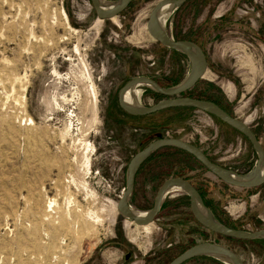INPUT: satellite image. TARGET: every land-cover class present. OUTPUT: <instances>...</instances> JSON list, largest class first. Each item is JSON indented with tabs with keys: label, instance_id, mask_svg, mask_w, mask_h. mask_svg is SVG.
I'll return each instance as SVG.
<instances>
[{
	"label": "rangeland",
	"instance_id": "374dc122",
	"mask_svg": "<svg viewBox=\"0 0 264 264\" xmlns=\"http://www.w3.org/2000/svg\"><path fill=\"white\" fill-rule=\"evenodd\" d=\"M158 1L134 0L114 22L100 19L91 0H0V264H167L183 251L174 246L205 241L233 249L245 264H264V247L199 224L182 191L166 194L167 205L149 225L117 209L131 159L157 131L199 146L237 173L258 160L248 139L201 110L135 118L120 107L119 87L135 75L169 85L191 70L187 55H176L147 30ZM166 30L196 39L208 57V71L185 94L219 98L264 146V0H188ZM140 88L143 106L164 98ZM153 164L137 179L134 209L149 210L162 182L174 177H159ZM185 176L203 184L237 225L264 227V185H226L205 168ZM88 210L98 222L78 216ZM120 235L121 246L110 245ZM125 251L133 254L128 261Z\"/></svg>",
	"mask_w": 264,
	"mask_h": 264
},
{
	"label": "water",
	"instance_id": "95a60500",
	"mask_svg": "<svg viewBox=\"0 0 264 264\" xmlns=\"http://www.w3.org/2000/svg\"><path fill=\"white\" fill-rule=\"evenodd\" d=\"M133 1L134 0H118V4L116 6L109 10L102 11L99 5V0H91L95 12L100 19H111L119 15L122 11L129 7ZM187 1L188 0H159L151 9L146 27L149 34L166 48L179 50L185 55H187V53L184 49L193 50L197 58L196 70L187 76L181 83L172 87H163L155 79L147 76H138L133 78L124 84L120 89L118 96L119 105L128 114L133 116H146L166 108L176 106L193 107L195 109L201 110L220 119L244 135L252 145L258 159L264 162V146L262 145L254 130L248 125L246 120H241L237 116L230 115L227 111L222 109L214 102L184 95V93L192 89L208 71L209 64L207 54L198 43L192 40H176L175 38L170 37L168 34L166 35L161 33L155 26V16L160 8L168 3H174L176 7L179 8ZM188 57L190 58V56ZM135 85H146L155 92L164 96V98L153 105L143 106L141 108H131L125 103L124 96L128 89ZM164 146H174L186 150L192 154L202 165H204L206 169L230 186L239 188H256L264 184V174L260 177L245 179V177L248 175V172L241 174L218 165L217 163L210 160L203 149L199 146L187 142L181 138L161 137L153 140L146 147L137 152L130 161L127 171L126 186L117 202V209L123 216L128 218L130 221H133L137 225H148L154 222L156 216L160 212L167 189L172 184H178L186 190V194L188 195L190 201V210L194 218L206 229L224 237L236 238L240 240L264 239V227L253 231L232 229L221 223L215 216L208 217L206 214L202 213L197 206L198 199L201 204H204L200 194L189 180L182 177L167 178L159 187L155 197L154 205L148 210L147 216L144 218L137 216L135 209L130 204V197L135 188L137 172L149 156ZM214 253L224 254L230 259V261H232L233 264H245L241 256L233 249L211 241L200 242L192 245L168 264H184L191 259L203 256L213 257L219 260L213 256Z\"/></svg>",
	"mask_w": 264,
	"mask_h": 264
},
{
	"label": "trees",
	"instance_id": "16d2710c",
	"mask_svg": "<svg viewBox=\"0 0 264 264\" xmlns=\"http://www.w3.org/2000/svg\"><path fill=\"white\" fill-rule=\"evenodd\" d=\"M176 40H181V39H185V40H192L196 43H198V41L196 39H191V38H187V37H179L178 35H176L175 37ZM169 49V48H168ZM172 52H174L176 55H181V56H186L185 54H183L182 52H180L179 50H175V49H170ZM180 73L177 74L174 79L171 81V83L169 85H166L163 81H160V85L163 87H172L175 85H178L179 83H181L182 81L179 80L180 78ZM159 94V93H157ZM160 95V94H159ZM184 95H186L184 93ZM186 96H190V95H186ZM211 96V95H210ZM190 97H194V98H198V99H202V100H207V101H211L216 103L217 105H219L222 109H224L225 111H227L230 115L233 116V114L231 113V111L227 108V106H225L219 98L217 97H202V96H194L191 95ZM195 109L193 107H183V106H176V107H169L166 108L164 110L167 109ZM158 111L156 113H160L162 112ZM154 113V114H156ZM154 114H150V115H146V116H133L135 118H148L151 117ZM169 119V118H168ZM218 119V118H217ZM154 120V119H151ZM220 120V119H219ZM164 123L165 119L162 120ZM172 121V120H171ZM221 121V120H220ZM225 123V122H224ZM154 125V128H157L158 126H160V124L157 122ZM162 125H166L165 123ZM228 125V124H227ZM230 126V125H228ZM231 127V126H230ZM233 128V127H232ZM234 129V128H233ZM257 134V133H256ZM244 136V135H243ZM245 137V136H244ZM257 137L259 138L258 134ZM246 138V137H245ZM247 139V138H246ZM252 146V145H251ZM150 162V163H149ZM154 163V167L159 166L161 168V170L159 171V177L160 175L167 178L169 176H171L173 174V176H180L183 177L187 180H191L190 176H185L188 172L190 171H194L196 169L199 168H205L204 165H202L192 154H190L189 152H187L186 150H183L179 147H174V146H164L159 148L158 150H156L151 156H149L145 162L143 163V165L141 166V171H143L144 167L147 164H151ZM181 165L182 167H180V169L176 172H173L174 167ZM206 169V168H205ZM140 171V172H141ZM137 177H136V182H137ZM227 185V184H226ZM195 188L197 189L198 193L200 194L204 204L213 212V214L215 215V217L224 225H226L229 228L232 229H239V230H246L244 228H242L241 226L237 225V223L233 222L229 217L226 216L225 211L217 209L215 207V205L213 204L212 200L208 198V194H207V188L200 183H195L194 184ZM261 187V186H260ZM260 187H256V188H260ZM255 189V188H253ZM134 192V191H133ZM167 205V201H164L163 205H162V209ZM258 224H262L260 221L258 222ZM228 239H232V240H236L238 242H240L241 244H257L260 247H264V239H255V240H238L235 238H229ZM110 244L116 245L115 244V240L109 242ZM194 245V244H192ZM192 245H190L189 247H191ZM189 247H186V245H177L174 246V248H180V250L183 249L186 250ZM172 251L173 252V248H170L168 250V252ZM181 251V253L183 252ZM179 253V254H181ZM178 254V255H179ZM178 255L174 256L177 257ZM174 258H172L168 263H170ZM194 259H201L203 262L206 263L210 262L211 264H224L223 262L213 258V257H208V256H203V257H198V258H194ZM167 263V264H168Z\"/></svg>",
	"mask_w": 264,
	"mask_h": 264
},
{
	"label": "bare ground",
	"instance_id": "6f19581e",
	"mask_svg": "<svg viewBox=\"0 0 264 264\" xmlns=\"http://www.w3.org/2000/svg\"><path fill=\"white\" fill-rule=\"evenodd\" d=\"M117 4H118V0H99V5H100V8H101L102 11L109 10V9L113 8L114 6H116ZM176 9H177V7H176V5L174 3H168V4L164 5L163 7H161L160 10L157 12V14L155 16V26L161 33L167 35V30H166L167 22H168V20H169V18L171 16V14ZM62 13H63L64 17L68 19L67 14H66V12L64 10L62 11ZM111 19H112V21L117 22V17L116 16L111 18ZM97 25H99V23H97ZM184 50L187 53V55L190 56V58L192 60V67H191V70H190L189 74L187 75V76H189L197 68V58H196V54H195V52L193 50H191V49H184ZM138 86H140V85H135V86H132L131 88H129L128 91L126 92L125 96H124L125 103L131 108H141V107H143V105L141 104V93H143V92H142V90L140 88H138ZM263 174H264V162L262 160L258 159L256 164H255V166L253 167L252 170H250L248 172V175L245 177V179L246 178L247 179H252V178L260 177ZM175 191H182V192L186 193V190L181 185L172 184L167 189V191L165 193V196H166L167 193H171V192H175ZM197 204H198L197 205L198 209L202 213L206 214L208 217L215 216L213 214V212L207 206H205L204 204H201L199 199H198V203ZM76 207H78V206H76ZM80 212H81V209H80ZM135 212H136V215L139 216L140 218H144L148 214V210L141 211V210L135 209ZM78 216L82 217L86 221H89L90 219L91 220L93 219L95 222L99 221V217L96 215V213H94L92 211H89V210L86 211L85 213H81V214L79 213ZM80 221H82V220H80ZM131 222H133V221H131ZM144 228L147 230L146 227H144ZM213 256H215L216 258H218L219 260H221L225 264H233L232 261H230V259L227 256H225L224 254L214 253Z\"/></svg>",
	"mask_w": 264,
	"mask_h": 264
},
{
	"label": "flooded vegetation",
	"instance_id": "af4514ba",
	"mask_svg": "<svg viewBox=\"0 0 264 264\" xmlns=\"http://www.w3.org/2000/svg\"><path fill=\"white\" fill-rule=\"evenodd\" d=\"M132 4V3H131ZM130 4V5H131ZM129 5V6H130ZM138 76H147V75H140V74H137V75H135L133 78H136V77H138ZM147 77H151V78H153V79H155L158 83L160 82V81H162L161 79H159L158 77H156V76H154V77H152V76H147ZM133 78H131V79H133ZM131 79H128L126 82H124L120 87H119V91H120V89L123 87V85L124 84H126L129 80H131ZM160 84V83H159ZM138 88H140V86H138ZM141 89V88H140ZM142 90V89H141ZM119 91H118V96H119ZM142 92H143V90H142ZM142 94L143 93H141V100H142ZM118 96H117V98H118ZM119 102V101H118ZM240 133V132H239ZM157 136H156V139H158V138H161V137H163V133L162 132H158L157 131ZM241 134V133H240ZM242 135V134H241ZM204 151V150H203ZM205 152V151H204ZM255 152V151H254ZM256 153V152H255ZM206 154V153H205ZM207 155V154H206ZM257 155V154H256ZM208 156V155H207ZM208 158L210 159V160H212L213 162H215V160L214 159H212L210 156H208ZM216 163V162H215ZM218 164V163H217ZM143 165V164H142ZM141 165V166H142ZM218 165H220V164H218ZM208 170V169H207ZM141 171V167L139 168V170H138V172H137V175H136V177L138 178L140 175H141V173H142V171ZM174 177H180V176H174ZM183 178V177H182ZM185 179V178H184ZM166 180V179H165ZM164 180V181H165ZM163 181V182H164ZM190 181V180H189ZM162 182V183H163ZM191 182V181H190ZM192 183V182H191ZM224 183V182H223ZM193 184V183H192ZM226 184V183H225ZM162 185V184H161ZM194 185V184H193ZM228 185V184H227ZM264 185V184H263ZM263 185H261V186H263ZM135 186H136V179H135ZM260 187V186H259ZM251 189H253V188H251ZM134 191V190H133ZM156 197V196H155ZM185 199H187L188 201H189V197H188V195L186 194V198ZM154 201H155V199H154ZM163 203H164V201H163ZM187 205H189L190 206V201L188 202V203H186ZM153 205H154V203H153ZM153 205H152V207H153ZM163 205V204H162ZM151 207V208H152ZM150 208V209H151ZM163 209H162V206H161V209H160V212L162 211ZM160 212L158 213V215L160 214ZM158 215L156 216V218L158 217ZM193 215V214H192ZM155 218V219H156ZM127 236V235H126ZM227 238V237H226ZM121 239H123V237L120 235V240H116L115 241V244L116 245H119V246H121ZM236 239V238H235ZM128 240H129V238H128ZM238 240H240V239H238ZM130 241V240H129ZM130 242H132V241H130ZM110 245H113V244H110ZM180 245H182V244H180ZM125 257H126V260L128 261V260H130L132 257H133V254H132V252H129V251H125ZM149 258L148 257H145V261H147Z\"/></svg>",
	"mask_w": 264,
	"mask_h": 264
}]
</instances>
